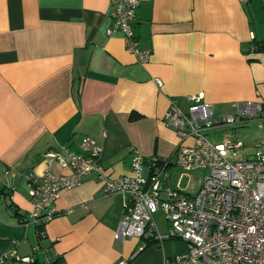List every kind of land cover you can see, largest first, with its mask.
Here are the masks:
<instances>
[{
	"label": "crops",
	"instance_id": "obj_1",
	"mask_svg": "<svg viewBox=\"0 0 264 264\" xmlns=\"http://www.w3.org/2000/svg\"><path fill=\"white\" fill-rule=\"evenodd\" d=\"M115 4L0 0L3 264H22L13 255L29 256L30 264L54 258L62 264H163L186 254L187 245L177 239L142 249L143 240H117L128 198L104 195L94 172L59 193L58 215L40 240L34 225L22 224L31 204L21 174L43 175L44 154L62 145L82 155L83 138L101 147L99 170L111 178L129 174L134 149L145 158H170L177 143L163 120L170 99L186 109L187 96L202 95L215 112L257 102L264 118V49L252 50L264 45V0H139L132 31L139 47L150 51L143 64L127 52L121 33L106 34ZM51 172L70 173L56 163ZM158 231L167 234L166 221Z\"/></svg>",
	"mask_w": 264,
	"mask_h": 264
},
{
	"label": "built area",
	"instance_id": "obj_2",
	"mask_svg": "<svg viewBox=\"0 0 264 264\" xmlns=\"http://www.w3.org/2000/svg\"><path fill=\"white\" fill-rule=\"evenodd\" d=\"M138 5L139 0H116L113 25L106 34L121 33L127 52L143 64L149 60L150 51L139 47L132 31ZM256 49L253 45L252 50ZM185 101L188 105L182 109L177 100L170 99L163 118L177 138L170 158H145L134 149L128 175L111 178L101 172L98 160L102 149L90 138L80 142L82 155L67 151L64 145L59 151H47L43 175L31 171L21 174L31 204L29 219L22 224L34 225L36 235L44 238L46 224L58 215L55 203L59 193L78 187L84 176L94 172L103 184L104 195L120 193L128 198L116 229L117 240H143L141 249L147 242L160 244L166 239L187 245L186 254L163 264H264V139L258 141L253 154L246 155L240 151L241 143L225 140L214 144L205 135L209 130L253 119L263 121L262 105L234 102L230 114L218 115L202 95L187 96ZM53 163L70 173L54 176ZM170 167L183 172L175 188L167 186ZM144 168L149 171L147 175ZM191 171L206 173L189 177ZM185 179L188 181L183 186ZM158 211L168 224L165 235L159 233L154 220ZM10 257L22 264L33 262L29 256ZM6 258L0 256V264Z\"/></svg>",
	"mask_w": 264,
	"mask_h": 264
},
{
	"label": "rangeland",
	"instance_id": "obj_3",
	"mask_svg": "<svg viewBox=\"0 0 264 264\" xmlns=\"http://www.w3.org/2000/svg\"><path fill=\"white\" fill-rule=\"evenodd\" d=\"M255 19V18H254ZM254 28L258 31L259 26L258 23L254 22ZM230 111V110H229ZM226 109H217V114H230ZM208 140L214 144H219L224 142L225 140H229L231 142L241 143L242 148L240 151H244L246 155H251L256 151V144L258 141L264 139V120L261 119H253L247 121L242 125H235V126H225L216 129L209 130L205 133ZM170 178L167 182V186L171 188H175V182L178 176L183 173L181 170L177 169L176 167L169 168ZM144 175H147V170L144 168ZM206 173L205 171H191L189 172V177L199 176L202 177L203 174ZM188 179L183 181V186L185 185ZM200 183H198L199 185ZM163 214L161 211H158L154 214V219L158 224V228L164 226V217L162 218ZM164 220V221H163Z\"/></svg>",
	"mask_w": 264,
	"mask_h": 264
},
{
	"label": "trees",
	"instance_id": "obj_4",
	"mask_svg": "<svg viewBox=\"0 0 264 264\" xmlns=\"http://www.w3.org/2000/svg\"><path fill=\"white\" fill-rule=\"evenodd\" d=\"M256 47H257V49H264V45H263V47L262 46H259L258 44H254ZM258 50V51H259ZM38 237V236H37ZM38 239H40V240H43L44 238H40V237H38ZM149 242H147V244H148ZM33 264H39V263H36V262H34ZM44 264H46V263H44ZM47 264H62V262H61V260H60V258H54V259H52L51 261H49V263H47Z\"/></svg>",
	"mask_w": 264,
	"mask_h": 264
}]
</instances>
